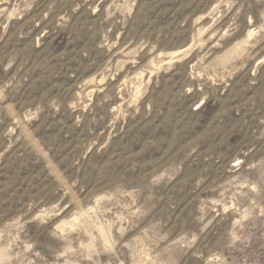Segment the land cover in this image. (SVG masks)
I'll return each instance as SVG.
<instances>
[{
    "label": "rangeland",
    "instance_id": "rangeland-1",
    "mask_svg": "<svg viewBox=\"0 0 264 264\" xmlns=\"http://www.w3.org/2000/svg\"><path fill=\"white\" fill-rule=\"evenodd\" d=\"M0 264H264V0H0Z\"/></svg>",
    "mask_w": 264,
    "mask_h": 264
}]
</instances>
